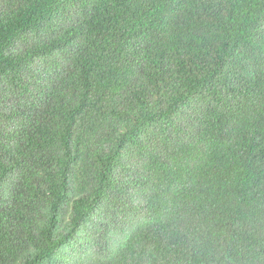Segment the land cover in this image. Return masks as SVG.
<instances>
[{
  "label": "trees",
  "instance_id": "obj_1",
  "mask_svg": "<svg viewBox=\"0 0 264 264\" xmlns=\"http://www.w3.org/2000/svg\"><path fill=\"white\" fill-rule=\"evenodd\" d=\"M0 264H264V0H0Z\"/></svg>",
  "mask_w": 264,
  "mask_h": 264
}]
</instances>
